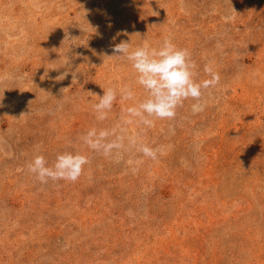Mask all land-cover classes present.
I'll list each match as a JSON object with an SVG mask.
<instances>
[{
    "label": "rangeland",
    "instance_id": "obj_1",
    "mask_svg": "<svg viewBox=\"0 0 264 264\" xmlns=\"http://www.w3.org/2000/svg\"><path fill=\"white\" fill-rule=\"evenodd\" d=\"M165 39L220 81L149 127L113 47ZM93 128L123 147L91 149ZM64 152L89 158L75 182L29 171ZM0 264H264V0H0Z\"/></svg>",
    "mask_w": 264,
    "mask_h": 264
},
{
    "label": "clouds",
    "instance_id": "obj_2",
    "mask_svg": "<svg viewBox=\"0 0 264 264\" xmlns=\"http://www.w3.org/2000/svg\"><path fill=\"white\" fill-rule=\"evenodd\" d=\"M131 42L121 41L114 45L112 57H126L132 62L135 69L137 83L148 92V97L127 109L131 117H138L147 126H152L154 119L171 120L176 116V110L183 105V101L191 98L196 100L191 106L192 112H202L206 104L202 102L203 90L215 87L219 84V73L214 72L212 67L205 66L204 71L210 75V79L196 82L195 62L191 60L190 52L187 49L178 48L170 39H165L162 46L150 48L145 42L142 46L130 51ZM122 99L131 100L134 93L130 87L125 86L120 89ZM117 90L109 87L104 90L99 102L94 105L98 113L97 119L107 118L108 111L111 110ZM109 131L96 129L88 131L83 137L84 142L95 151H103L105 155H110L114 149L123 147V138L107 141ZM139 150L146 157L156 159L157 150L142 145ZM89 163V158L85 155L72 152H64L56 157L53 165L49 166L43 155H36L28 164V169L35 174L41 183L48 180H66L75 182L83 172L84 166Z\"/></svg>",
    "mask_w": 264,
    "mask_h": 264
}]
</instances>
